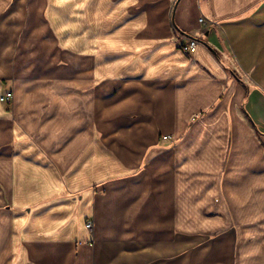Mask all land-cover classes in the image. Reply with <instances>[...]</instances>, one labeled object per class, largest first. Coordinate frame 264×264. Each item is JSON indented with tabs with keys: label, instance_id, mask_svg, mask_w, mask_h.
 Listing matches in <instances>:
<instances>
[{
	"label": "crops",
	"instance_id": "obj_1",
	"mask_svg": "<svg viewBox=\"0 0 264 264\" xmlns=\"http://www.w3.org/2000/svg\"><path fill=\"white\" fill-rule=\"evenodd\" d=\"M0 264H264V0H0Z\"/></svg>",
	"mask_w": 264,
	"mask_h": 264
},
{
	"label": "built area",
	"instance_id": "obj_2",
	"mask_svg": "<svg viewBox=\"0 0 264 264\" xmlns=\"http://www.w3.org/2000/svg\"><path fill=\"white\" fill-rule=\"evenodd\" d=\"M200 22L203 23L205 26L208 25V23L204 20V18L200 19ZM198 47V42L195 39H189L188 42L184 45H182V50L184 52H193L196 50V48ZM13 98V93H8L7 96L5 98H3L2 100H10ZM164 140H170L171 137L170 136H164L163 137ZM86 228L88 230H92L93 229V222L89 221L86 223Z\"/></svg>",
	"mask_w": 264,
	"mask_h": 264
},
{
	"label": "rangeland",
	"instance_id": "obj_3",
	"mask_svg": "<svg viewBox=\"0 0 264 264\" xmlns=\"http://www.w3.org/2000/svg\"><path fill=\"white\" fill-rule=\"evenodd\" d=\"M8 93H13V90H12V85L10 84V82H6L4 84V90L2 92V96H1V101L2 103L4 104V108L6 109V111L8 112H12L13 108H14V93H13V98L10 99V100H5L3 101L2 99L5 98L7 96ZM96 128L98 129L99 126L96 125ZM13 145V144H12ZM4 147V146H2ZM30 255L31 257H34L35 256V253L34 251H30ZM33 259V258H32ZM34 260V259H33Z\"/></svg>",
	"mask_w": 264,
	"mask_h": 264
},
{
	"label": "water",
	"instance_id": "obj_4",
	"mask_svg": "<svg viewBox=\"0 0 264 264\" xmlns=\"http://www.w3.org/2000/svg\"><path fill=\"white\" fill-rule=\"evenodd\" d=\"M191 39H193V38H191Z\"/></svg>",
	"mask_w": 264,
	"mask_h": 264
}]
</instances>
